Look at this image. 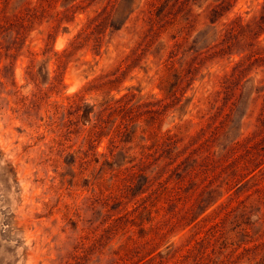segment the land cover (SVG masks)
Returning <instances> with one entry per match:
<instances>
[{"label": "rangeland", "instance_id": "rangeland-1", "mask_svg": "<svg viewBox=\"0 0 264 264\" xmlns=\"http://www.w3.org/2000/svg\"><path fill=\"white\" fill-rule=\"evenodd\" d=\"M259 145L264 0H0V264H264Z\"/></svg>", "mask_w": 264, "mask_h": 264}, {"label": "trees", "instance_id": "trees-1", "mask_svg": "<svg viewBox=\"0 0 264 264\" xmlns=\"http://www.w3.org/2000/svg\"><path fill=\"white\" fill-rule=\"evenodd\" d=\"M169 22H170V23H174L175 20H172V21H169ZM235 30H236V28H235V26H233V27H232V32L234 33ZM173 75H175L176 80H178L179 77H181V75L178 74V73H174ZM163 83H165V87H166L167 89H169V92H171V91H174V89H175V87H176V84H178V81H176V82L173 83V81H171V80H170V77L168 76V77H166V78L163 79ZM119 110H120V111H123V110H125V109H124V107H121V106H120V107H119ZM120 132H121V131L119 130L118 133H120ZM171 139H172V137H168V140H171ZM258 151L264 153V145H259Z\"/></svg>", "mask_w": 264, "mask_h": 264}]
</instances>
